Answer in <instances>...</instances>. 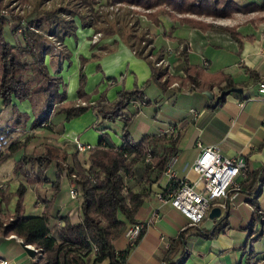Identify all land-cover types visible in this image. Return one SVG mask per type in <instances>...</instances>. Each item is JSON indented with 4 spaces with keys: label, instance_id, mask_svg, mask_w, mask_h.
<instances>
[{
    "label": "crops",
    "instance_id": "obj_1",
    "mask_svg": "<svg viewBox=\"0 0 264 264\" xmlns=\"http://www.w3.org/2000/svg\"><path fill=\"white\" fill-rule=\"evenodd\" d=\"M162 20L173 33L182 27L173 21L168 22V19ZM185 27L188 28L189 26ZM243 28L244 26L239 29L240 33H243ZM250 30L252 31L247 34L254 35V40L252 42L245 41L242 46L228 34L203 33L197 29L188 30L183 36V40L181 38L177 41L178 45V43L188 40L193 50V56L197 53V49L200 50L202 64L189 61L188 66L196 67L203 83L207 84L209 76L223 74L230 77L231 81L236 84L235 88L243 91L242 93H231L226 96L225 104L217 110L209 108V106L218 104V96L214 90L216 86L212 89L215 96L213 100L207 97L210 92L207 94L201 92L181 93L170 90L168 86L163 88L152 78L153 71L151 67L149 69L140 63L142 62L141 59L135 56L125 43H122L111 54L102 55L98 59L94 55V59L98 64L91 66L89 69L92 74L86 88L89 95H94L93 97L97 98L105 97L108 102L115 103L123 92L140 91L143 93L142 99L148 101V105L141 108H137L138 100L132 102L129 106L132 107L133 113L127 116L130 121L126 123L131 129V131L129 129L128 131L132 140L139 133L138 128L141 125L148 129L145 131L146 133H152L145 136H160L170 126H178L181 139L178 144L179 161L176 169L180 179L186 178L194 181L197 178L191 170L192 164L199 155V149L195 146L197 141H200L203 146H218L223 155L228 157L240 155L246 157L247 176H239L236 179L239 187H231L227 193L231 198V207L223 209L220 218L210 219L208 217L205 219L200 225L201 230H187L190 221L180 211L170 205L161 206L156 198V194L160 192L158 184H156L136 218L139 222H147L158 209H160L161 218L146 231L145 236L138 247L133 250L126 264H174L179 263L183 257H186L184 264H264V97L258 91L259 83L264 82V34L261 38L264 25L256 28L257 31H254L253 27ZM92 33L91 29L80 27L77 28L75 36L72 37L76 38L74 41L72 38L65 40L67 48L73 50L74 59L77 58L79 65L83 57L85 59L92 57L90 43ZM243 34L245 35V33ZM166 37L169 38L164 46L168 50H173L177 46H172L169 43L173 39V35ZM107 42H110V40ZM204 49H207V51L213 49L219 54V58L239 55L240 61L234 66L225 65L220 69H216L209 58L210 56L204 54ZM56 63V60L52 59V65L56 67ZM59 64L62 65L61 62ZM75 68H77L76 65ZM109 82L113 84L110 85ZM152 82L156 84L159 90V92L156 91L155 95L152 94L153 99L149 93ZM78 84L79 77L74 81L71 88L68 86V100L76 99L75 93ZM170 92L172 93L169 94ZM153 104L155 105L156 117L152 121V126L140 121L139 115L142 114L141 110L144 107L148 109ZM14 105L17 107L16 101ZM17 109L20 112L29 113L32 115V120L34 119L31 105L30 107L28 105V108L26 106ZM149 111H146L148 113L147 118L152 117ZM160 113L165 119L163 118L158 122L157 116ZM193 113H197L198 116L195 117ZM99 118L100 116L98 117L96 113L89 112L86 116L77 119L72 125L70 124L71 130L75 134L71 135V130H68L69 133L64 132L63 134L58 132L62 119L59 115H56L51 119V125H53V130L56 133L52 135L57 138V144H60L63 148L65 147L63 150L68 152V147L75 148L73 141L76 137L81 141L80 136L76 135L82 128L80 121L88 120V122H94L95 124ZM135 120L137 122L134 125ZM70 125L66 124V128L70 129ZM150 127L151 129H149ZM85 136L84 133L81 134V137ZM101 137L102 135L100 139ZM109 137L112 140V134H109ZM186 137L187 141H185ZM122 143L121 141L116 145L121 146ZM138 172L141 175L143 173L142 171ZM255 173H257L256 178L253 176ZM10 175V170H0L2 180L10 181L12 177ZM16 179H19L21 185L25 186L23 182H26V180ZM259 183L262 185V191L259 195H254V190ZM61 184L59 192H54L55 190L52 189L57 200L53 201L49 198L48 200L54 203L53 205L60 211L70 213L73 222H78L80 219V204L71 201L68 195L62 194L61 190L66 189L67 186L70 187V184L62 182ZM36 186H32V189L36 190ZM228 196L220 202H229ZM40 197L43 196L37 192L35 208L40 211L38 216L42 215L44 207L38 201ZM1 203L0 200V205ZM36 203L38 204L36 205ZM256 209L258 210L256 211ZM13 215L10 214L9 216ZM9 216L0 214V221L7 219ZM123 237L124 240H119L120 243L118 241L120 245L115 244V249L118 252L124 251L130 246L126 235ZM170 245L176 246L170 248ZM0 259L7 260L9 264H32L34 261L25 251L22 243H19L15 238L8 239V236L1 229ZM103 264H109V262L105 261Z\"/></svg>",
    "mask_w": 264,
    "mask_h": 264
},
{
    "label": "trees",
    "instance_id": "obj_2",
    "mask_svg": "<svg viewBox=\"0 0 264 264\" xmlns=\"http://www.w3.org/2000/svg\"><path fill=\"white\" fill-rule=\"evenodd\" d=\"M85 1L89 3L96 0ZM106 1L109 4L125 3L141 8L158 27L162 24L161 18L168 17L174 22L203 33L228 34L240 46L245 41L252 42L254 36H244L239 32V26L228 28L205 19L229 20L236 14H264V0L247 4H241L236 0ZM2 3L0 0V99L4 108L12 106L17 110L15 117L11 120L13 128L18 125L25 127L30 120L25 113L17 109L14 105L15 101L32 104L35 114L33 128L46 122L50 123L49 128H53L51 119L62 112L66 115V122H70L90 110L104 121L117 123L119 120H124L125 123L121 146H117L111 140L107 134L109 128L105 127L102 130L104 134L97 149L93 151V168L87 171L95 179L92 188L86 191V202L82 207L80 221L73 222L68 213L60 211L45 197L38 199L44 206L42 215L27 216L22 203L27 188L22 185L18 190L20 200L14 215L11 216L13 221L5 228V235L17 236L23 241V245L41 249L38 260L32 264H103L105 261L109 264H126L133 250L145 236L146 230L137 237L134 245H130L124 251L118 252L113 243L125 235L130 224L140 223L136 217L146 204L153 187L158 183L169 159L173 155H178V144L161 134L160 136H144L138 143L131 139L129 125L126 123L130 121V118H127L125 111L132 102L142 99L143 93L140 91L123 92L115 103H110L105 97H101L95 106L70 108L66 111L54 109L51 113L54 105L66 99L59 94L61 80L57 74H50L46 65L47 55L54 57L50 37L55 36L61 42H65L67 38L75 36L77 27L62 18L59 10L42 12L39 7L35 8L32 19L25 23L20 16H4ZM251 23L258 28L264 24V15L256 17ZM11 25L13 26L12 38L18 41V45H14L10 39L6 38V29ZM187 70L194 78L200 79L196 67L188 66ZM152 71V78L163 88H167L168 85L162 83V76ZM207 79L206 83L211 88L223 83H227V90L236 87L230 77L223 74L209 76ZM80 95L82 96V91ZM225 102L226 96L219 99L218 104L209 108L217 110ZM58 132L62 134L65 130L59 127ZM10 137H13V132L7 133L0 129V166L20 154L18 152L21 144L17 141L10 142ZM154 141L162 144L159 143L155 149ZM148 154L152 155L151 163L144 168L140 181L137 182L139 187L135 190L125 183L121 172L129 177L133 176L138 160H146ZM78 156L76 152L62 153L58 149L47 148L41 155L21 158L16 163L15 176L25 177L27 183L33 186L45 184V177H42L44 167L48 166L52 160H58V163L67 162V160L77 163ZM66 166L68 167V164ZM59 168L53 182L55 192H58L62 185L63 172L60 170H65L64 166L59 165ZM73 169L74 166L69 173L77 174ZM253 176L256 178L257 173ZM179 185V180L176 179L170 181L165 187L158 185V190L167 196L176 191ZM0 200L2 202L0 214L9 216V212L3 209L4 203L7 204L10 201L9 193L0 190ZM185 259L186 257H183L179 263L174 264H184Z\"/></svg>",
    "mask_w": 264,
    "mask_h": 264
},
{
    "label": "rangeland",
    "instance_id": "obj_3",
    "mask_svg": "<svg viewBox=\"0 0 264 264\" xmlns=\"http://www.w3.org/2000/svg\"><path fill=\"white\" fill-rule=\"evenodd\" d=\"M3 1H4V3H2V7L5 9L9 8L12 10V11H10L12 13L9 16H11V15L22 16V15H20V12H18L16 7H14L12 5L11 0H3ZM33 1L35 3V8L39 7L41 5V3L43 2V0H33ZM236 1L241 3V4H247L249 2H260V0H236ZM29 2H30V0H21L20 1L21 5H24V6L29 4ZM55 3L56 2H54V4ZM63 6H65L64 8L66 10H62V11H60L61 9H58V10L65 15L64 19H67V21L69 23H73L74 27H77V28L81 27L83 29H91L93 31L92 36L90 38L91 50H92L91 56L92 57L87 58V59H85L83 57L81 59L80 65H79L78 61L76 60L77 58L75 57V59H74L73 50L68 47V54L64 58L62 57L61 60H56L57 63H56V67H55L52 65V61L49 59L50 54L47 55L48 58L46 60V65L49 69V73L50 74H57V77L61 80L59 94L64 96L66 99L63 102L57 103L56 107L54 105L51 113H53L54 109H56V110L58 109L57 111H62V110L66 111L67 109H70V108H77L76 104L78 103V100H82V101H85L87 103L91 102V101H94L97 103L98 101H100L101 97H98V98L93 97L94 95H89L87 93V90H86L87 84L92 77V74L89 72V69L91 66L98 64V62L96 63V61L94 59V55L98 59L104 53V52H97L99 50L100 46H102L101 48H104V49L107 47L109 49V52L111 50L116 49V48L112 49V46L117 44V43H113L114 38L116 37L117 34L123 38V41H125L126 45L129 41V43H130V44L128 43L129 45H131V46L136 45L137 49L139 50L142 47V43L144 40V36L142 34H138L140 27L141 26H143L144 28H146L147 26L151 27L150 25L154 24V26H155L154 30L156 33L154 55H155V57H158L161 52L168 50V48L166 46H164L165 42L169 38L166 36L173 35V39H171L169 41V43L172 46H176L177 41L181 38L183 40V38H184L183 36L187 33V31L192 29V28L189 29V27L186 28L185 26L181 25L180 23L173 21L174 23L178 24L179 26H182L180 30H178V31L175 30L174 31L175 33H173L172 30H170V28H168V26L166 27V24L163 20H162V24L158 27L155 23H153L147 17V15L145 14L146 13L145 10L138 8V7H135L133 5L125 4V3L109 4L106 0H96L95 2L91 1V2L87 3L85 0H69V1H64V5L59 1L55 5L54 9L61 8ZM101 7L103 9H101ZM111 7H114V9L118 10V12L115 11L114 13H112ZM54 11H56V10H54ZM2 13L4 15V12H2ZM33 14H34V12H33ZM260 15H264V14H257V13L236 14L229 20H216V21H214L210 18L205 19V20L208 22H213L217 25L227 26L228 28H231L234 26H239V29H240L241 27L244 26V28L242 29V32L245 33V35L243 33H241V34H243L244 36H254V35L247 34V33L252 31V30H250L251 27H253L255 29L254 31H257L256 28L254 27V24H252L251 21L253 19H255L256 17H259ZM110 16L112 17V19L113 18L114 19L111 20ZM90 18H93L94 20H91ZM132 18H134V20H132V23H134V22L136 23L135 24L136 29H132V23H129ZM161 19H168L167 20L168 22L172 21L168 17H162ZM104 20H106V23L109 24L106 29L100 28V26H98V25H102V22ZM92 23H94V24H92ZM261 25H264V24H261ZM106 26H107V24H106ZM12 28H13L12 25L7 27L6 38L8 40L10 39L14 45H18V41L15 40L14 38H12V31H11ZM182 29H188V30H182ZM239 32H240V30H239ZM97 33H103V35H104L102 38V41L100 42L101 44L99 43L100 46L99 45H96V46L92 45L93 36ZM263 34H264V32H261V38H262ZM72 37H74V36H72ZM72 37H69V38H72ZM74 39H76V38H72L73 41H74ZM108 40H110V42H107ZM115 40L118 43H121V40L116 39V38H115ZM126 41H127V43H126ZM183 42H189V41L184 40L181 43H183ZM120 45H122V44H120ZM179 46H180V43H178V45L173 50L174 51L177 50L179 48ZM101 50H103V49H101ZM199 52H200V50L197 49V53L194 56L193 55L190 56L191 62H194L196 64H202V60H201ZM203 52L205 55L210 56L209 58H210L211 62L214 63V68H216V69H220L222 66H225V65L234 66L236 63H238V61H240L239 55L223 56V57L219 58V54L216 53L213 49H210L208 51H207V49H204ZM52 59H54V57ZM79 60H80V58H79ZM64 61H66V62L63 64ZM141 61L142 62H140V63H142L143 65H145L146 67H148L150 69V65H148V63L145 60L141 59ZM59 62H61L62 65H60ZM73 63H74V66H73ZM75 65L78 68V73H77V68H75ZM60 66H61V68H60ZM78 77H79V84H78V88L76 89V93H75V95L77 97L75 100L70 101L67 99L68 86H69V88H71L74 85V81L77 80ZM80 91H82V96L80 95ZM156 91L159 92L158 88L156 87V84L153 83L151 86V89L149 91L150 97L152 99L154 98L153 95L156 94ZM171 93L172 92H170L169 94H171ZM175 93L177 94V92H175ZM28 105H29V107H30V105L32 106V104L29 102H25V104L17 102V108L19 107L20 109L25 108L26 106L28 108ZM131 109H132V107H129L125 111L126 116L133 113V111ZM147 110H150L149 112L152 116L151 118H147V115H148V113H146ZM16 111H17L16 108L12 107V106L9 108H4L3 103L0 99V129H3L4 132H7V133L13 132V137L9 138L10 142L11 141H17L18 143L21 144L20 151L18 152V153H20V155H17L18 157L15 156V157L7 160L4 164H2L0 166V170H2V169H5V171L10 170L11 175H12L10 181L2 180L0 178V190H3L5 192L9 193V195H10L9 203H7V204L4 203V205H3V209L6 210V212H9V214L15 213L16 205L20 200V197L18 196V190L22 185H21V181L19 179H16V178H21L22 180L23 179L26 180L25 177L15 176L14 171H15L16 163H18L19 160H21V158H24L26 156L41 155L45 152V150L47 148L58 149L62 153L66 152L65 150H63V149H65V147L63 148L60 146V144L58 145L57 144V142H58L57 138H55L52 135V134H56V133L54 132L53 128H49L50 123H47V122L45 124L40 123L39 127L33 128L34 119L32 120V115H30L29 113H25L30 118V120L28 121V123L25 127L18 125V126L13 128L11 126V120L15 117ZM89 112H93V111L90 110ZM89 112H87L83 116H86ZM141 112H142V114L139 115L140 121H142L145 124H151L152 125V123H153L152 121H154V118L156 117L155 116V105L153 104V106L149 107L148 109L144 107L141 110ZM21 113H23V112H21ZM136 113H138V112L136 111ZM33 115L35 118L34 113H33ZM57 115H59L60 119H62V122H61L62 124L59 125V127H63V129L65 130V133H67V132L69 133V131L71 130V125L74 122H76L77 119L83 117V116H81V117L76 118L70 122H66V115L64 112H62L61 114H57ZM163 118L164 117H163L162 113H160L157 116L158 122L163 120ZM80 122L82 123V128L79 131V133H77L76 135L80 136L82 143L90 144V145L96 147L98 142H99L100 136L102 134H104L102 130L105 127L110 129L107 132L109 134H112V137L114 138V139L112 138V141L114 143L116 142L117 144H119L122 141V128L124 126V120H119L117 123H110L109 121H104L101 118H99L95 122L96 125L94 124V122L93 123L88 122V120H84V121L81 120ZM136 122H137V120H135L133 122V124ZM66 124H68V125L71 124L70 129H68V127L66 128ZM94 126H97V127H94ZM52 127H53V125H52ZM128 129H129V131H131L130 127H128ZM149 129H151V127ZM48 130H50L51 132ZM147 130L148 129L146 127L141 125L140 128H138L139 133L136 135V137H133L134 142L138 143V142H140V140L145 135L152 134L150 132L146 133L145 131H147ZM82 133H84L86 136L81 137ZM70 134L75 135L74 132H72V130L70 131ZM185 141H187V137H186ZM159 143H161V142H158V141L153 142V146L155 149L157 148ZM68 152L73 153V152H76V150H75V148L68 147ZM78 155L79 156H78L77 163H75V162L73 163L70 160H67V162L61 161L63 163L59 162L57 164V166H58L57 168L60 169L59 165H61L63 167V164H66V165L68 164V167H65L64 169L71 170V168L74 166L73 171H76L77 175L85 177V173L88 171V169L93 168V155L94 154H91L92 160H90V159L87 160L88 157H86V155H84V156H81L80 154H78ZM54 161L58 162V160H52L50 162V164H48V166L44 167V170L48 167L50 168L52 165L55 169V162ZM138 161H139V163L136 164V166H135L136 171H134V175L131 176L130 181H127V184L130 185V187L135 189V190L138 189L139 185L137 184V182L140 181V178H141V176H140L141 174L138 171L143 172L146 165H148V164H146V160H138ZM60 171L63 172L64 170H60ZM45 176L46 175L43 172L42 177L44 178ZM55 179H56V176H55ZM44 181H45L44 182L45 184L50 185V181L47 178H44ZM190 181H192V180H190ZM26 182H27V180H26ZM26 182H23V183H25V186L27 188V192L22 199V203L24 205L25 213L27 214V216H38V214H40V211L36 210V208H35L36 195H37V192L41 195L45 194L46 190L45 189H39L37 187H36V190H34V189H32L33 185L30 186V184H28ZM61 182L62 183H69L71 188L77 186L76 183L73 181V178H71V176H69L65 180L63 178H61ZM260 183H259V185H261ZM34 186H36V185H34ZM70 187L67 186L66 189L63 188L61 190L62 194L69 196L68 190L70 189ZM257 189H258V187L255 189V192ZM64 191H66V192H64ZM254 195H256V193ZM54 199L56 201L57 197ZM257 210L258 209H256V211ZM9 218L10 217H8L7 219H9ZM119 240L120 241L124 240V237H121L118 240L114 241V243H113L114 247H115V244H117ZM120 241H119V243H120ZM119 243H118V245H120ZM126 243H128V242H126ZM172 246H176V245H171L170 248Z\"/></svg>",
    "mask_w": 264,
    "mask_h": 264
},
{
    "label": "built area",
    "instance_id": "obj_4",
    "mask_svg": "<svg viewBox=\"0 0 264 264\" xmlns=\"http://www.w3.org/2000/svg\"><path fill=\"white\" fill-rule=\"evenodd\" d=\"M3 3L4 1L1 0ZM21 1V0H20ZM19 0H11V3L18 12H20V17L23 18L25 23H28L32 19V15L35 8V3L33 0H30L29 4L21 5ZM61 2L64 5V1L69 0H43L41 5L39 6V10L42 12H49L61 9L66 10L63 6L61 8L54 9L55 5L58 2ZM54 2H56L54 4ZM112 13L118 10H115L114 7H111ZM101 9H103L101 7ZM9 8H4V15L9 16L12 12ZM61 17H65V15L60 12ZM94 20L93 18H90ZM110 19L112 17L110 16ZM132 20L129 23H132ZM129 21V20H128ZM106 20L102 22L100 28L106 29L108 27V23L106 26ZM94 24V23H92ZM136 23H132V29H136ZM151 27L144 28L140 27L138 34H142L144 36V40L142 43V47L138 50L136 45H127L135 56L138 58L145 60L148 65H150L151 69L156 71L158 74L162 76V83L168 85L170 90L178 91L181 93H193V92H201L203 94H207L209 92H213V88L210 85L203 83L200 79L194 78L188 72V64L190 61V56L193 53L191 44L189 42L180 43V46L177 50H167L160 53L158 57H155V39L156 33L154 30V24L150 25ZM103 33H97L93 36L92 45L96 46L102 41ZM116 39L121 40V43H118ZM114 38L113 43H117L112 46V49L109 52V49L106 47L101 48L102 46H98L99 50L97 52H104L103 55L110 54L113 51L117 50L120 44L125 43L123 38L118 34ZM51 46L53 48L54 60H61L68 54V48L65 42H61L57 37H50ZM101 44V43H100ZM103 49V50H101ZM48 56L46 57L47 60ZM52 60V58H49ZM110 85L113 83L109 82ZM216 95L220 97L225 91H227V83L219 84L214 88ZM259 94L264 97V82L259 83ZM96 102H85L82 100H78L76 107H87V106H95ZM147 105V100L141 99L139 100L137 108H141ZM56 106V105H55ZM195 117L198 116L197 113H193ZM162 136H167L169 139L177 142L179 144V140L181 139V133L179 131L178 126H170L166 131L161 133ZM76 152L81 156L86 155L87 160H92L93 151L97 149V146H92L90 144H85L80 141L78 137H76L73 141ZM195 146L199 149V155L191 166V170L196 174L197 178L194 181H190L188 179H180L178 177L177 172V164L179 161L178 155H173L167 165L165 170L162 172L161 177L158 181V185L166 186L172 180H179V188L172 192L171 194L164 196L162 193H157L156 198L160 202L161 206L170 205L174 209L180 211L189 221L190 226L189 229L201 230V223L209 217L211 210L214 207H221L222 209H228L231 207V198L227 195L228 191L231 187H239L236 183V179L239 176H247V165H246V157L243 155L236 157H228L223 155L220 148L218 146H203L200 141H197ZM152 155L148 154L146 158V164L151 163ZM89 160V161H90ZM55 162V169L53 165L49 168H46L45 178L50 181L49 184H41L36 187L39 189H45L46 193L42 194L43 197L52 199L55 201V196L53 194V182L55 180V176L57 173V161ZM64 167H67L66 164H63ZM121 175L124 178L125 183L131 180V177L127 176L125 173L121 172ZM54 176V177H53ZM69 176L73 178V181L76 183V187H70L69 189V197L71 201H75L80 204V219L82 216V207L86 202V191L92 188L94 184L95 177L85 173V177L79 176L77 174L71 175L69 170L65 169L62 173V178L65 180ZM262 191V185L258 186V189L254 190V193H260ZM55 192V191H54ZM53 194V195H52ZM229 200L227 203H221L220 201L226 197ZM125 204V202H123ZM230 205V206H229ZM255 210V208H254ZM70 215V213H68ZM161 218L160 209L156 210L151 218L147 222H140L138 224H130L125 233L126 238L129 240L130 245H134L137 240V237L143 231H147L151 225L156 224ZM79 219V221H80ZM13 219L10 217L9 219H4L0 221V229L3 233H5V228H7ZM105 225V224H104ZM15 238L19 243H23V241L17 236H9L8 239ZM171 246V245H170ZM169 246V247H170ZM36 252V257L33 262L38 260V256L40 255L41 249L36 246H29ZM0 264H9L7 260L0 259Z\"/></svg>",
    "mask_w": 264,
    "mask_h": 264
},
{
    "label": "water",
    "instance_id": "obj_5",
    "mask_svg": "<svg viewBox=\"0 0 264 264\" xmlns=\"http://www.w3.org/2000/svg\"><path fill=\"white\" fill-rule=\"evenodd\" d=\"M243 91L241 89H237V88H232L230 90H227L225 91L220 97H218L217 99H221L223 98L224 96H228L230 95L231 93H242ZM207 97L210 99V100H213L215 98V96L213 95L212 92H210V94H207ZM222 212H223V209L221 207H214L210 214H209V218L210 219H215V218H220L221 215H222ZM23 245V243H22ZM25 251L28 253V255L31 257V258H35L36 257V252L35 250H33L31 247L29 246H25L23 245Z\"/></svg>",
    "mask_w": 264,
    "mask_h": 264
}]
</instances>
